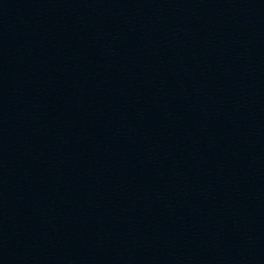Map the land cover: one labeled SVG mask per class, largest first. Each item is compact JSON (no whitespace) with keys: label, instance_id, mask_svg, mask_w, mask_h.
<instances>
[{"label":"water","instance_id":"water-1","mask_svg":"<svg viewBox=\"0 0 264 264\" xmlns=\"http://www.w3.org/2000/svg\"><path fill=\"white\" fill-rule=\"evenodd\" d=\"M0 264H264V0H0Z\"/></svg>","mask_w":264,"mask_h":264}]
</instances>
